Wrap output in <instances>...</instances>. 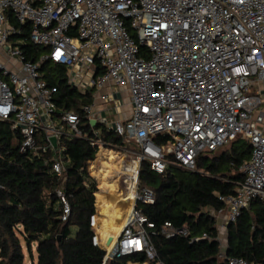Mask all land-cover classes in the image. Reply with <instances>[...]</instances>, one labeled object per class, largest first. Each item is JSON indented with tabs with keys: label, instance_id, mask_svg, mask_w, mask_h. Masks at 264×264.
<instances>
[{
	"label": "built area",
	"instance_id": "2783aa9c",
	"mask_svg": "<svg viewBox=\"0 0 264 264\" xmlns=\"http://www.w3.org/2000/svg\"><path fill=\"white\" fill-rule=\"evenodd\" d=\"M26 43L45 48L38 61L28 59ZM45 62L65 67L68 84L81 93L110 85L101 100L113 112L122 104L115 94L129 92L130 116L111 125L94 103L81 106L90 124L95 120L124 137L125 148H138L122 149L138 163L136 193L104 263L144 255L146 261L129 264H162L154 263L155 224L137 207L155 202L151 190L137 186L144 162L157 174L170 165L195 171L199 155L242 138L252 153L240 168L244 181L236 193L219 197L226 204L215 214L222 245V233L242 210L253 199L264 203L263 98L254 90L264 86V0H0V122L20 131L24 152L58 150L53 172L60 176V140L83 136L81 117L59 112L57 87L41 77ZM41 134L45 146L38 144ZM57 196L67 221L70 205L62 191ZM161 233L190 235L171 222ZM228 264L260 263L231 258Z\"/></svg>",
	"mask_w": 264,
	"mask_h": 264
},
{
	"label": "trees",
	"instance_id": "16d2710c",
	"mask_svg": "<svg viewBox=\"0 0 264 264\" xmlns=\"http://www.w3.org/2000/svg\"><path fill=\"white\" fill-rule=\"evenodd\" d=\"M23 49L31 61H38L45 51L31 43H26ZM40 73L42 79L57 87L55 101L59 112L73 110L80 114L83 136L61 138L59 149H63L64 171L58 176L53 172L58 150L24 152L20 131L13 130L10 121L0 122V264H28L27 257L30 264L146 261L144 255H133L104 263L106 251L96 242L98 234L111 252L124 208L130 203L131 188L123 177L131 166V158L113 151L125 148L124 137L105 125L90 124L81 106L93 103L94 90L81 93L70 86L65 67L45 62ZM91 143H101L102 148ZM38 144H47L42 134L38 136ZM251 153L250 142L238 138L215 152L199 155L195 171L170 165L165 174H157L150 164L142 163L139 189L151 190L155 202L140 203L137 207L155 224L154 263L228 264L231 258H242L264 264L262 201L253 199L228 226L224 250L215 216L226 208L219 197L234 195L237 184L244 181L240 168ZM133 164L137 166L136 161ZM89 174L98 181L99 191ZM59 190L70 205L67 221L61 219L63 205L57 196ZM94 217L97 227L93 224ZM165 222L176 228L186 226L190 235L166 238L161 233ZM203 234L208 239L200 238ZM195 237L200 239L192 243L191 238Z\"/></svg>",
	"mask_w": 264,
	"mask_h": 264
},
{
	"label": "crops",
	"instance_id": "0c3cea01",
	"mask_svg": "<svg viewBox=\"0 0 264 264\" xmlns=\"http://www.w3.org/2000/svg\"><path fill=\"white\" fill-rule=\"evenodd\" d=\"M110 90H111V86L109 85L107 87H104L101 90L94 91L93 103L95 105V113H97L98 115L100 114L102 116H105L108 119L109 124L111 125L114 123L115 120L128 118L131 114V111H132V104L130 101L129 92L126 89H119V92L117 94H115V98L120 99L122 101V104L119 106L118 111L113 112L111 110L112 107L110 105L104 104L101 100V96ZM254 90L257 91L258 93H260L262 98H263V105L261 106L262 107L261 111L264 112V86L259 85ZM100 104L104 106L103 110L96 111V107ZM263 129H264V127H263ZM220 223H221V220L218 221V224H220ZM98 238L100 241L99 236H98ZM222 242H223L222 248L224 250L226 247V239L222 240ZM99 245L101 246L100 242H99Z\"/></svg>",
	"mask_w": 264,
	"mask_h": 264
},
{
	"label": "rangeland",
	"instance_id": "374dc122",
	"mask_svg": "<svg viewBox=\"0 0 264 264\" xmlns=\"http://www.w3.org/2000/svg\"><path fill=\"white\" fill-rule=\"evenodd\" d=\"M103 108H104V106L103 105H98L97 107H96V111H98V110H103ZM260 109H262V107L260 108ZM226 148H229V147H226ZM225 148V149H226ZM125 149H129V150H132V151H137L138 152V148H136L134 145H132V144H127V147L125 148ZM112 150V149H111ZM113 151H115V152H118V153H120V155H126L123 151H117V150H113ZM132 157H135V155L134 154H132L131 155ZM131 161V166L129 167V169H128V173L126 174V175H124V177H123V181H124V183L126 184V186L127 187H130V188H132V186H133V184L136 182V179H137V166H135L134 164L132 165V163H135V161L134 160H130ZM88 166H89V164H88ZM89 173V172H88ZM89 176L92 178V180H94L95 181V183H96V186H97V189H98V191L100 190L99 189V183H98V181L96 180V179H94L90 174H89ZM138 187H139V185H137ZM127 208H128V206H126ZM124 208V206L122 207V208H124V210L126 209L127 210V208ZM94 226L95 227H97L96 226V220L94 219ZM226 232L224 231L223 233H222V239L223 240H225L226 239ZM98 235V234H97ZM97 240L98 241H96V242H99V238H98V236H97ZM34 248V247H33ZM34 250H35V248H34ZM35 252V251H34ZM35 254V263L37 262V256H36V253H34ZM27 263L28 264H30V259L27 257Z\"/></svg>",
	"mask_w": 264,
	"mask_h": 264
},
{
	"label": "bare ground",
	"instance_id": "6f19581e",
	"mask_svg": "<svg viewBox=\"0 0 264 264\" xmlns=\"http://www.w3.org/2000/svg\"><path fill=\"white\" fill-rule=\"evenodd\" d=\"M136 163H137V162H136ZM137 167H138V163H137ZM137 169H138V168H137ZM136 184H137V180H136V182L133 184V186H132V188H131V192H130V203H129V206H128L127 210L125 211V214H124L123 219L121 220V226H120L119 232H118L117 235H116V239H117V237H118V235H119V233H120V231H121V229H122V227H123V225H124V222H125V220H126L128 214H129L130 210H131L132 207H133L134 198H135V193H136ZM99 242H100L101 246H102L104 249H106V248L104 247V245H105L104 241H102V240L100 239ZM106 250H108V249H106ZM108 251H109V250H108Z\"/></svg>",
	"mask_w": 264,
	"mask_h": 264
},
{
	"label": "water",
	"instance_id": "95a60500",
	"mask_svg": "<svg viewBox=\"0 0 264 264\" xmlns=\"http://www.w3.org/2000/svg\"><path fill=\"white\" fill-rule=\"evenodd\" d=\"M91 124H92V126H96L97 125V122L95 121V120H93L92 122H91ZM51 143H52V145L54 146V147H56L57 146V139L55 138V137H52L51 138ZM104 249V248H103ZM105 250V249H104Z\"/></svg>",
	"mask_w": 264,
	"mask_h": 264
}]
</instances>
